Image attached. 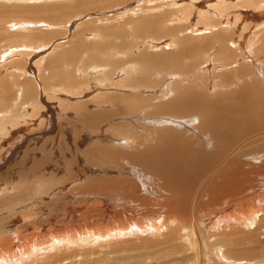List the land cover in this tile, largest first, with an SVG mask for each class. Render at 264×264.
Here are the masks:
<instances>
[{"label": "bare ground", "instance_id": "6f19581e", "mask_svg": "<svg viewBox=\"0 0 264 264\" xmlns=\"http://www.w3.org/2000/svg\"><path fill=\"white\" fill-rule=\"evenodd\" d=\"M0 264H264V0H0Z\"/></svg>", "mask_w": 264, "mask_h": 264}, {"label": "rangeland", "instance_id": "374dc122", "mask_svg": "<svg viewBox=\"0 0 264 264\" xmlns=\"http://www.w3.org/2000/svg\"><path fill=\"white\" fill-rule=\"evenodd\" d=\"M135 6V5H134ZM121 8H115V10L114 11H111V13L112 14H110L109 15V13H110V10L109 11H107V12H105V16L107 17H105L104 15H100V17H105L104 19H110V21L108 20L107 21V24H105L106 23V21H99V18L97 19V16H96V18H95V15L92 17H90L89 19H88V21L90 22V24H88L89 22H87V21H84L83 23H84V25H83V23L82 24H79L78 26H76V27H74V26H65V27H61V26H58L57 27V29H56V33L57 32H60L61 33V36L59 37L58 36V40H59V42L61 41V45L65 42V45H67L66 47H64L65 45L63 44L62 46H63V48H69L70 47V45H69V41L70 42H77V38L78 37H80V38H82V39H86L87 41H91L92 40V42L94 41V42H99V39H101V36L103 35V34H105V32L108 34V37L109 38H113V33L114 34H117L114 30H115V28L117 29V28H120V27H123V28H125L126 29V31L127 32H130L131 31V27H128L129 26V24H130V22H131V19H128V18H135V15H132V14H130V16H128V15H126V14H129V13H131L129 10H127V11H124L123 9V11L122 10H120ZM114 12H115V14H114ZM118 12H119V14H118ZM114 14V15H113ZM117 15V16H116ZM115 16V17H114ZM119 16V17H118ZM126 16V17H125ZM133 16V17H132ZM99 17V16H98ZM118 17V18H117ZM92 18H95V19H92ZM116 19V21H115V19ZM120 18V19H119ZM114 19V20H113ZM119 19V20H118ZM96 21V22H94V21ZM98 20V21H97ZM101 20V19H100ZM118 20V21H117ZM125 20V21H124ZM247 20H249V21H247ZM93 21V22H92ZM112 21V22H111ZM113 21H115L116 22V24L117 25H115L114 23L115 22H113ZM254 21V20H253ZM98 22V23H97ZM112 23V24H110V23ZM119 22V23H118ZM121 22V23H120ZM248 22V23H247ZM252 22V21H251ZM250 22V19L249 18H247L246 19V21H244L243 23L244 24H249V23H251ZM102 23V24H101ZM105 25H104V24ZM96 24H98L97 26H96ZM125 24V25H124ZM252 24V23H251ZM251 24H249L248 26L250 27V25ZM83 25V26H82ZM99 25H102V26H99ZM128 25V26H127ZM90 26H91V28H90ZM115 26V27H114ZM247 26V27H248ZM78 27V28H77ZM88 27V28H87ZM92 27H93V30H92ZM96 27V29H100V28H102V30H103V32H101V33H103V34H98V36L99 37H97V34H96V29H94ZM242 26L240 25V28H241ZM248 27V28H249ZM48 28H49V30L51 31L52 29H53V27H49L48 26ZM47 28V26L45 27V28H41L40 29V31H42L43 32V37H42V41L44 40V42L47 44V45H49V39H50V37L53 35V33H49L50 31H48V30H46V29H48ZM51 28V29H50ZM80 28V29H79ZM84 28V29H83ZM72 29V30H71ZM83 29V30H82ZM85 29H86V31H85ZM107 29H110V30H112V34L110 33V31H108ZM55 29H53L52 31H54ZM82 30V31H81ZM96 30V31H95ZM106 30V31H105ZM251 31H254L253 30V28H251L250 29ZM36 31H38V29L36 30ZM114 31V32H113ZM246 31H248V29H246ZM250 32V31H249ZM71 33V34H70ZM75 33V34H74ZM80 33V34H79ZM85 33V34H84ZM74 36H73V35ZM76 34H77V36H76ZM110 34H111V36H110ZM47 35V36H46ZM88 35V36H87ZM91 35V36H90ZM89 37H90V39H89ZM131 35H129V37L127 36V35H125L124 37H123V39H124V41L127 39V41L126 42H124L125 44H127V46H126V49H124V51H127L128 49H132V51H135V49H134V46L133 45H135V43L137 42H135V40H134V38L132 37ZM194 38H196L197 36H193ZM71 38V39H70ZM98 38V39H97ZM66 40H67V44H66ZM134 40V41H133ZM137 40H139L137 43H136V46L135 47H142V48H144V46H143V43H142V39H137ZM142 40V41H141ZM163 40H166V39H163ZM116 41V42H115ZM115 41H114V39L112 40V42H114V43H117V42H119V40H116L115 39ZM130 41V42H129ZM133 41V42H132ZM43 42V43H44ZM135 42V43H134ZM44 43V44H45ZM130 43H131V45H130ZM141 43H142V46H141ZM158 43V42H157ZM69 45V46H68ZM16 46V45H15ZM50 46V45H49ZM130 46V48H128ZM133 46V47H132ZM139 47V48H140ZM142 48H140L139 50L141 51V50H143ZM164 48V47H163ZM47 49H49L48 47H47ZM145 49V48H144ZM138 50V48L136 49V51ZM139 50L137 51V52H134V53H139ZM240 56H244L243 54H240ZM15 59H16V61H15ZM49 59V58H48ZM22 60V61H21ZM10 62V63H12V65H15V63L17 64H19V66L21 65L22 67L21 68H24L25 69V67H26V63H25V59H17L16 57L15 58H13V59H10V60H7V62ZM12 61H14V62H12ZM46 61V64L48 63V65L47 66H52L53 65V62H51L50 60H45ZM21 62H24V64L23 63H21ZM2 64H4V66L6 65V63H4V62H2L1 63V65ZM9 66H11V64H9ZM204 66V65H203ZM14 67V66H13ZM51 68V67H50ZM2 74H3V72H2ZM28 75V76H27ZM26 75V79L24 78V83H27V81L29 82V84H31V85H35V83H36V81H35V79H33V77L30 75V74H27ZM30 76V77H29ZM32 77V78H31ZM155 77V76H154ZM30 78V79H29ZM35 82V83H34ZM66 108V107H65ZM70 113H72V115L70 114ZM67 115L69 116V117H73L74 116V113H73V111L72 110H68L67 111ZM149 236V235H148Z\"/></svg>", "mask_w": 264, "mask_h": 264}]
</instances>
